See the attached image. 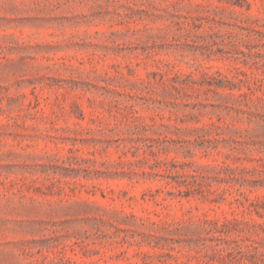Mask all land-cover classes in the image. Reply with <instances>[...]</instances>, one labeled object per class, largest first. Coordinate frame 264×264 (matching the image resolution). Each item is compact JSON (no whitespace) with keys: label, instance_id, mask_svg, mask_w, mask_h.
<instances>
[{"label":"rangeland","instance_id":"obj_1","mask_svg":"<svg viewBox=\"0 0 264 264\" xmlns=\"http://www.w3.org/2000/svg\"><path fill=\"white\" fill-rule=\"evenodd\" d=\"M0 264H264V0H0Z\"/></svg>","mask_w":264,"mask_h":264}]
</instances>
